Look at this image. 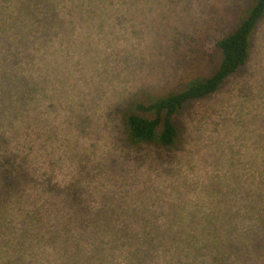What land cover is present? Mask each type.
Masks as SVG:
<instances>
[{
  "label": "rangeland",
  "instance_id": "374dc122",
  "mask_svg": "<svg viewBox=\"0 0 264 264\" xmlns=\"http://www.w3.org/2000/svg\"><path fill=\"white\" fill-rule=\"evenodd\" d=\"M253 2L59 0L17 36L30 37L23 51H0V84L27 94L26 129L13 134L28 145L30 221L59 231L246 227L264 184V17L246 63L176 114L173 146L132 144L125 115L211 75L218 41ZM11 132L0 130L2 144Z\"/></svg>",
  "mask_w": 264,
  "mask_h": 264
},
{
  "label": "trees",
  "instance_id": "16d2710c",
  "mask_svg": "<svg viewBox=\"0 0 264 264\" xmlns=\"http://www.w3.org/2000/svg\"><path fill=\"white\" fill-rule=\"evenodd\" d=\"M57 1L0 0V51H23L30 37L17 36L53 17L49 4ZM263 17L264 0H254L236 27L218 41L222 58L211 75L195 78L167 94L136 101L125 115L129 141L173 146L179 134L176 114L187 102L215 92L246 63L252 33ZM40 40L39 35L34 39L36 51L44 50ZM25 99L24 87L0 84V130L12 129L6 144L0 141V264H24L10 259L17 252L32 261L45 258L40 261L44 264H264V184L252 190L251 220L237 230L59 231L46 228L42 218L30 221L26 208L30 181L24 168L28 145L26 138L19 141L13 134L22 135L26 129ZM11 138L19 142L13 143ZM14 163L17 172L9 169ZM19 214L22 222L16 218Z\"/></svg>",
  "mask_w": 264,
  "mask_h": 264
}]
</instances>
